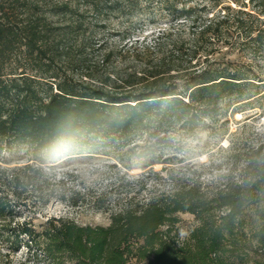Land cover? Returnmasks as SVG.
Segmentation results:
<instances>
[{"label":"trees","instance_id":"16d2710c","mask_svg":"<svg viewBox=\"0 0 264 264\" xmlns=\"http://www.w3.org/2000/svg\"><path fill=\"white\" fill-rule=\"evenodd\" d=\"M163 17L154 33L133 36L138 20ZM259 57L264 0H0V151L18 159L0 166V221L63 156L158 162L174 131L194 134L222 101L264 94L248 72ZM186 211L199 224L180 239L172 226ZM9 225L11 247L47 264H264L249 256L264 249V143L237 178L157 194L108 225L61 216L41 229Z\"/></svg>","mask_w":264,"mask_h":264},{"label":"rangeland","instance_id":"374dc122","mask_svg":"<svg viewBox=\"0 0 264 264\" xmlns=\"http://www.w3.org/2000/svg\"><path fill=\"white\" fill-rule=\"evenodd\" d=\"M167 22L164 17L156 25L138 20L133 36L150 35ZM251 64L250 76L255 74L256 81L264 84V58ZM169 142L160 160L146 166L137 162L130 168L120 163L114 166L113 155L86 152L46 163L35 182L21 190V204L12 220L0 221V264H47L35 249L11 247L5 229L10 222L26 219L41 229L48 217L61 216L80 224L108 225L113 214L137 207L157 194L192 183L211 190L230 177L237 178L247 152L264 143V94L245 102L222 101L217 113L205 119L194 134L178 129L170 134ZM16 157L0 151V166L13 167ZM246 216L251 218V210ZM178 218L172 232L185 239L199 220L187 211L178 212ZM249 256L264 257V249H250Z\"/></svg>","mask_w":264,"mask_h":264}]
</instances>
